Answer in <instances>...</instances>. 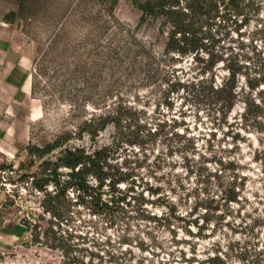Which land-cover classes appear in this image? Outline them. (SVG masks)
<instances>
[{"label":"rangeland","instance_id":"obj_1","mask_svg":"<svg viewBox=\"0 0 264 264\" xmlns=\"http://www.w3.org/2000/svg\"><path fill=\"white\" fill-rule=\"evenodd\" d=\"M16 4L33 63L0 104V264H264V0L182 3L184 53L133 0ZM233 73L229 109L216 91ZM57 141L48 162L100 153L101 191L82 196L66 168L35 189L30 151ZM114 182L127 200L107 207Z\"/></svg>","mask_w":264,"mask_h":264},{"label":"trees","instance_id":"obj_2","mask_svg":"<svg viewBox=\"0 0 264 264\" xmlns=\"http://www.w3.org/2000/svg\"><path fill=\"white\" fill-rule=\"evenodd\" d=\"M118 0H114L117 2ZM134 5L141 11L142 20L144 23L149 19L160 20L165 19V21L171 26L172 31L168 33V43L167 50L177 53H184V48L182 46V41L180 39V35L184 32L180 27V18L182 15H185V12L180 9L181 4L185 3L186 8L192 14H201L205 10L206 4L208 0H133ZM236 75L233 73L231 78L224 83L221 88H218L216 93L219 95H225L227 98L226 102L229 104V109H232L237 100L238 93V85L236 81ZM224 100V99H223ZM62 145L60 142H56L53 145L47 146L45 149L33 148L30 151V154H35L37 158L41 161L40 167L42 168V173L34 177V187L39 191H46V187L50 185L54 178H56V182L60 183V175L58 174V170L62 168H66L70 170L67 174L68 182H73L77 185L78 190L80 191L82 196H91V193H96V190L101 191L103 188V182L99 185V188L94 189L90 187V183L88 182V175L90 173L91 168H93L96 164H99V154L92 158L86 156L82 151H71L67 150L57 161L56 163H51L45 160L46 156L60 148ZM53 167V169H51ZM6 167H0V172L5 171ZM59 180V181H58ZM103 180V179H99ZM116 184L118 182H114L111 185V193L113 196L109 203H104L105 206H109V204L116 203H125L127 200L126 196H116ZM92 191V192H91ZM92 197V196H91ZM96 197L101 201L102 197L99 194H96ZM238 195L236 194L232 198L229 199L230 202H239ZM204 223L199 224V222L192 221L194 225H196L199 231L206 230V227H209L210 221L205 217ZM206 226V227H205ZM196 253L198 252L195 250ZM223 260L221 257H209L206 260L207 264H222Z\"/></svg>","mask_w":264,"mask_h":264},{"label":"crops","instance_id":"obj_3","mask_svg":"<svg viewBox=\"0 0 264 264\" xmlns=\"http://www.w3.org/2000/svg\"><path fill=\"white\" fill-rule=\"evenodd\" d=\"M16 0H0V104L27 93L32 57L23 51Z\"/></svg>","mask_w":264,"mask_h":264}]
</instances>
